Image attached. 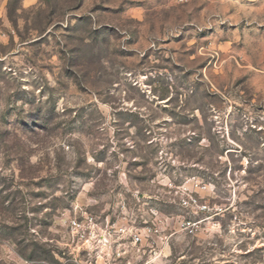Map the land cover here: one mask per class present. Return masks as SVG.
I'll return each mask as SVG.
<instances>
[{
    "label": "rangeland",
    "instance_id": "374dc122",
    "mask_svg": "<svg viewBox=\"0 0 264 264\" xmlns=\"http://www.w3.org/2000/svg\"><path fill=\"white\" fill-rule=\"evenodd\" d=\"M83 212L264 264V0H0V264H79Z\"/></svg>",
    "mask_w": 264,
    "mask_h": 264
},
{
    "label": "built area",
    "instance_id": "2783aa9c",
    "mask_svg": "<svg viewBox=\"0 0 264 264\" xmlns=\"http://www.w3.org/2000/svg\"><path fill=\"white\" fill-rule=\"evenodd\" d=\"M73 239L69 246L79 264H132L128 254L139 249L145 235L155 230L153 227L128 228L124 223L112 222L108 218L100 221L89 212L69 214L63 219ZM80 254L84 259L80 258Z\"/></svg>",
    "mask_w": 264,
    "mask_h": 264
}]
</instances>
